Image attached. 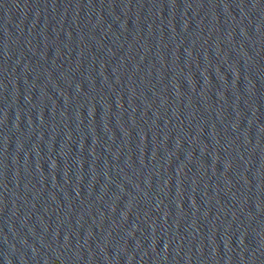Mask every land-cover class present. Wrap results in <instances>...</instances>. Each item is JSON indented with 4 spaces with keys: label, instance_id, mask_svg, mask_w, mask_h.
<instances>
[{
    "label": "water",
    "instance_id": "obj_1",
    "mask_svg": "<svg viewBox=\"0 0 264 264\" xmlns=\"http://www.w3.org/2000/svg\"><path fill=\"white\" fill-rule=\"evenodd\" d=\"M0 264H264V0H0Z\"/></svg>",
    "mask_w": 264,
    "mask_h": 264
}]
</instances>
